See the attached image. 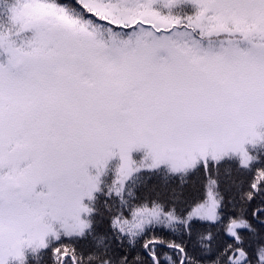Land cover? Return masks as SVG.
Instances as JSON below:
<instances>
[{"label": "snow or ice", "instance_id": "obj_1", "mask_svg": "<svg viewBox=\"0 0 264 264\" xmlns=\"http://www.w3.org/2000/svg\"><path fill=\"white\" fill-rule=\"evenodd\" d=\"M0 264H264V0H0Z\"/></svg>", "mask_w": 264, "mask_h": 264}, {"label": "trees", "instance_id": "obj_2", "mask_svg": "<svg viewBox=\"0 0 264 264\" xmlns=\"http://www.w3.org/2000/svg\"><path fill=\"white\" fill-rule=\"evenodd\" d=\"M201 194H202V192H201Z\"/></svg>", "mask_w": 264, "mask_h": 264}]
</instances>
